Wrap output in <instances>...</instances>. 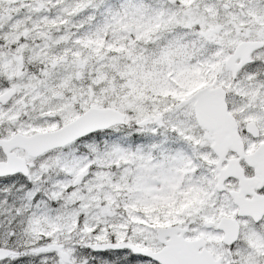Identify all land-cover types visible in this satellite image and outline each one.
Returning <instances> with one entry per match:
<instances>
[{
	"label": "snow or ice",
	"instance_id": "6c2138e0",
	"mask_svg": "<svg viewBox=\"0 0 264 264\" xmlns=\"http://www.w3.org/2000/svg\"><path fill=\"white\" fill-rule=\"evenodd\" d=\"M0 264H264V0H0Z\"/></svg>",
	"mask_w": 264,
	"mask_h": 264
}]
</instances>
